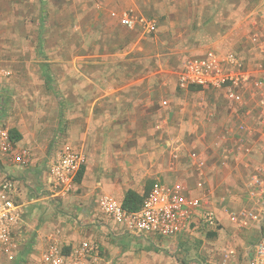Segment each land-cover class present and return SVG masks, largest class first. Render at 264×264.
Returning <instances> with one entry per match:
<instances>
[{
  "label": "rangeland",
  "instance_id": "obj_1",
  "mask_svg": "<svg viewBox=\"0 0 264 264\" xmlns=\"http://www.w3.org/2000/svg\"><path fill=\"white\" fill-rule=\"evenodd\" d=\"M249 1L129 0L136 15L156 19L157 31L147 33L112 16L125 0H0V126L31 148L36 165L46 169L65 142L84 149L94 162L88 180L100 182L95 205L103 195L122 202L128 190L144 198L175 181L193 186L199 173L191 152L208 158L217 228L173 239L107 228L105 241H96L100 258L90 264H249L264 203L249 194V170L219 167V136L234 123L233 106L219 92L182 89L178 77L186 58L210 47L264 64L250 42L253 17L263 16H249ZM231 19L248 31L238 48L217 45L213 36ZM35 167L22 178L33 196L49 195ZM55 204L57 213L71 212L61 199ZM247 208L256 210L259 225L240 221ZM24 247L13 260L0 248V264H29Z\"/></svg>",
  "mask_w": 264,
  "mask_h": 264
},
{
  "label": "built area",
  "instance_id": "obj_2",
  "mask_svg": "<svg viewBox=\"0 0 264 264\" xmlns=\"http://www.w3.org/2000/svg\"><path fill=\"white\" fill-rule=\"evenodd\" d=\"M112 16L130 29L140 26L147 33L157 31L156 19L139 17L133 10L120 14L113 12ZM250 40L264 53L263 30H254ZM251 63L249 56L243 57L235 50L221 51L210 47L186 58L178 77L182 89L189 90L195 86L219 92L233 106L234 123L219 136L225 141L220 147L219 167L249 170V194L264 203V64L253 63L251 66ZM167 102L163 101L164 104ZM256 153L260 155L254 157ZM0 154L10 164L25 168L33 164L31 148L13 140L3 127L0 128ZM191 157L199 173L193 186L183 181L157 186L143 198L136 210L126 209L122 202L103 195L98 199L99 210L125 231L145 237L173 239L201 227L217 228L219 217L206 180L208 158L199 151L191 152ZM86 163L84 151L70 142L63 143L45 165L47 184L58 196L68 195L75 188L77 176ZM20 186L18 177L9 172L0 174V248L11 260L16 257L17 230L26 213L18 198ZM236 213L231 215L234 221L239 218ZM258 216L255 209H243L240 221L243 225H259ZM100 248L95 241L74 245L53 241L36 264H90L99 260ZM249 258V264H264V225Z\"/></svg>",
  "mask_w": 264,
  "mask_h": 264
},
{
  "label": "crops",
  "instance_id": "obj_3",
  "mask_svg": "<svg viewBox=\"0 0 264 264\" xmlns=\"http://www.w3.org/2000/svg\"><path fill=\"white\" fill-rule=\"evenodd\" d=\"M248 4L250 9L246 10L249 12V16H256L260 11L263 16L260 21L253 17V30L258 29L264 31V0H250ZM129 5H131V2L125 0L124 3L118 6L120 11L133 10L135 12L136 9L129 7ZM133 6L135 7L136 5L133 4ZM232 20L233 19L227 21L223 30L219 32L217 30L214 31L215 33L213 36L217 39L215 40L217 45L238 48V46L244 42V36L248 31H246L243 25H240V23L236 21L232 22ZM198 31L200 34L201 29ZM251 50H253L252 47ZM1 127L2 126H0V128ZM5 129L9 132L11 131L9 128L5 127ZM68 142L72 143L71 141ZM19 144L21 145L20 142ZM81 150L84 151V149ZM257 155L260 154L256 153L254 157ZM50 160L51 157L46 161V165ZM35 162L36 161H33L32 166L28 168L15 165L21 168L20 171H16L12 166L14 164H10L4 155L0 154V174L2 172H9L21 180L18 198L26 209L24 220L18 226L17 230L16 241L18 246L16 249V256L25 248L24 246L28 244V253L30 256L29 264H36L38 258L53 241H58L60 244L65 245L79 244L84 241L96 242L97 240H102L104 242L108 234L106 233L107 228L117 230L118 226L123 229L99 210L98 200L95 205L93 204L94 195L97 193V186L100 184L97 180L98 178L94 179L93 182H89L88 180L89 177H91L94 166L93 161H89L88 158L85 175L81 182H77L72 192L66 196H58L56 194L53 187L47 184V168L44 169V163H38L36 165ZM7 164L12 166L11 169L9 168L10 166L6 167ZM33 167H35V170L38 172H41V185L44 186L43 189H48L46 191H48L49 195L33 196L29 191V181H25L24 178L26 177L27 179L28 174L31 173V170L28 169H33ZM221 171H223V169H221ZM77 189L80 190V193L79 191L76 192ZM59 199L63 201V205L66 208H71V212H65L64 210V213H57L54 210V208H57L55 203H57Z\"/></svg>",
  "mask_w": 264,
  "mask_h": 264
},
{
  "label": "trees",
  "instance_id": "obj_4",
  "mask_svg": "<svg viewBox=\"0 0 264 264\" xmlns=\"http://www.w3.org/2000/svg\"><path fill=\"white\" fill-rule=\"evenodd\" d=\"M44 75H45V79L48 83H50V81L52 80V75L49 71V69L45 68L44 69ZM50 85V84H49ZM195 86H191V89H195ZM15 131L11 130V135L13 140H17L14 136ZM84 171H85V166L81 169V171L79 172V175L77 176V182H81L83 175H84ZM143 201V198L141 196L138 195V193H136L133 190H128L123 201H122V205L124 208L129 209V210H136L138 208H140V205Z\"/></svg>",
  "mask_w": 264,
  "mask_h": 264
}]
</instances>
